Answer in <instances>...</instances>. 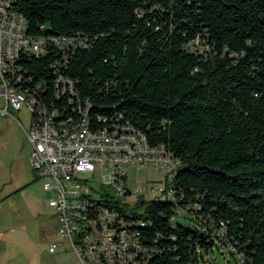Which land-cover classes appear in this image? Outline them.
<instances>
[{
    "label": "trees",
    "instance_id": "16d2710c",
    "mask_svg": "<svg viewBox=\"0 0 264 264\" xmlns=\"http://www.w3.org/2000/svg\"><path fill=\"white\" fill-rule=\"evenodd\" d=\"M14 3L29 35L79 41L20 59L19 87L39 86L52 121L126 122L177 165L166 201L124 209L149 252L141 264H201L216 241L264 264V0ZM59 76L74 90L58 97ZM184 213L192 223L174 221Z\"/></svg>",
    "mask_w": 264,
    "mask_h": 264
},
{
    "label": "built area",
    "instance_id": "2783aa9c",
    "mask_svg": "<svg viewBox=\"0 0 264 264\" xmlns=\"http://www.w3.org/2000/svg\"><path fill=\"white\" fill-rule=\"evenodd\" d=\"M38 45H56L65 56L71 48L78 47L79 41L63 35L60 43H52V36L28 39L19 28L15 10L0 0V114L12 116L9 107H26L30 111L29 128H23L31 145L30 162L44 190L52 194L48 203L57 211L58 234L74 249L78 264H100V260L141 264L149 252L140 242L139 232L132 228L138 220L124 209L133 205L125 198L140 196L144 187H128L127 169L151 166L156 171L168 168L170 174L177 165L165 146H141L138 130L129 129L126 122L105 123V119L97 117L102 123L96 127L102 130L101 140L86 134L82 117L70 127L51 126L49 111L35 105L39 86L19 87L20 59L41 55ZM55 85L58 97L74 90L67 77L59 76ZM60 114L58 118H65ZM151 189L164 191L169 197L171 186L163 189L152 183ZM114 204H121V211H114ZM58 246L63 244L53 243L50 251Z\"/></svg>",
    "mask_w": 264,
    "mask_h": 264
},
{
    "label": "rangeland",
    "instance_id": "374dc122",
    "mask_svg": "<svg viewBox=\"0 0 264 264\" xmlns=\"http://www.w3.org/2000/svg\"><path fill=\"white\" fill-rule=\"evenodd\" d=\"M8 110L13 117L0 114V264H78L76 252L58 234L57 211L48 203L52 194L44 190L30 162L31 145L23 130L29 128L30 111L26 107ZM127 175L130 189L144 187L140 196L126 197L128 203L167 200L164 191L152 190L151 185L166 189L169 175L172 179L168 168L128 167ZM184 215L174 221L192 223L193 217ZM53 243L63 246L50 251ZM204 258L201 264H240L218 241Z\"/></svg>",
    "mask_w": 264,
    "mask_h": 264
},
{
    "label": "bare ground",
    "instance_id": "6f19581e",
    "mask_svg": "<svg viewBox=\"0 0 264 264\" xmlns=\"http://www.w3.org/2000/svg\"><path fill=\"white\" fill-rule=\"evenodd\" d=\"M14 2H15V0H5V6H7V8H13V10H15V19L18 20L19 28H21L23 30V35L26 36L28 39H37V37H33V36L28 34L27 22H26L25 18L23 17V15L20 14L15 9V6H14L15 3ZM44 51H45V45H38V54H41ZM0 77H3V70L1 68H0ZM35 105H37L36 100H35ZM44 110H47V109L44 108ZM47 111H49V110H47ZM53 112L54 111H49V114L51 115V114H53ZM82 120H83V130H86V134H88L89 137L92 138L93 140H101L102 139V130L92 129V127L90 126L88 114L86 112L83 113ZM80 121H81V119L79 121H77L76 123H79ZM76 123L64 125L60 122L56 123L55 121L51 120V126L59 127V128L70 127V125H76ZM129 129L135 130L130 126H129ZM138 141H140L141 146H151L148 143L146 136L139 131H138ZM159 146H161V145H159ZM169 195L172 196V190L171 189L169 191ZM120 208H121V204H114V211H121ZM100 264H110V263H108V260H100Z\"/></svg>",
    "mask_w": 264,
    "mask_h": 264
},
{
    "label": "crops",
    "instance_id": "0c3cea01",
    "mask_svg": "<svg viewBox=\"0 0 264 264\" xmlns=\"http://www.w3.org/2000/svg\"><path fill=\"white\" fill-rule=\"evenodd\" d=\"M2 251H0V253H1ZM0 256H1V254H0Z\"/></svg>",
    "mask_w": 264,
    "mask_h": 264
}]
</instances>
